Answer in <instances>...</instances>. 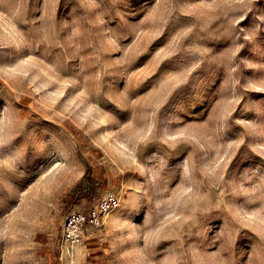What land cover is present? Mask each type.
I'll list each match as a JSON object with an SVG mask.
<instances>
[{"label":"rangeland","instance_id":"rangeland-1","mask_svg":"<svg viewBox=\"0 0 264 264\" xmlns=\"http://www.w3.org/2000/svg\"><path fill=\"white\" fill-rule=\"evenodd\" d=\"M0 99V264H264V0H0Z\"/></svg>","mask_w":264,"mask_h":264},{"label":"built area","instance_id":"built-area-1","mask_svg":"<svg viewBox=\"0 0 264 264\" xmlns=\"http://www.w3.org/2000/svg\"><path fill=\"white\" fill-rule=\"evenodd\" d=\"M119 204L116 194L106 192L89 207L69 212L62 223V238L69 243L84 241L92 234L91 229L104 225L106 217Z\"/></svg>","mask_w":264,"mask_h":264},{"label":"snow or ice","instance_id":"snow-or-ice-1","mask_svg":"<svg viewBox=\"0 0 264 264\" xmlns=\"http://www.w3.org/2000/svg\"><path fill=\"white\" fill-rule=\"evenodd\" d=\"M167 67L168 66H165V68L161 69V71L163 72L164 70H166ZM150 85H151V81L148 82V86H150ZM3 106H4V101L2 99H0V110H2ZM8 151H10V150H8Z\"/></svg>","mask_w":264,"mask_h":264}]
</instances>
